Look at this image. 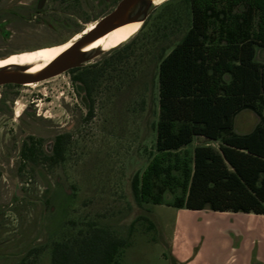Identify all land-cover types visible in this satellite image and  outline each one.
<instances>
[{
	"label": "rangeland",
	"instance_id": "obj_1",
	"mask_svg": "<svg viewBox=\"0 0 264 264\" xmlns=\"http://www.w3.org/2000/svg\"><path fill=\"white\" fill-rule=\"evenodd\" d=\"M121 1L47 0L38 9L39 0H0V59L60 46ZM139 15L144 22L134 36L90 54L77 68L99 72L90 80L91 94L72 70L32 86H0V264H52L55 243L81 238L95 226L127 241L122 264L177 259L172 238L178 216L168 206L182 189L166 190L164 205H155L137 201L131 185L157 154L160 64L192 26L191 0L147 3ZM256 51V61L264 63V47ZM261 123L264 118L244 110L235 132L249 134ZM59 134L69 135L61 163L33 169L20 157L29 148L51 154ZM204 141L195 138L188 152ZM216 214L180 217L194 230L192 249L202 252L201 262L243 264L254 239L253 260L264 264V216Z\"/></svg>",
	"mask_w": 264,
	"mask_h": 264
},
{
	"label": "trees",
	"instance_id": "obj_2",
	"mask_svg": "<svg viewBox=\"0 0 264 264\" xmlns=\"http://www.w3.org/2000/svg\"><path fill=\"white\" fill-rule=\"evenodd\" d=\"M191 9L189 32L160 64L157 154L134 177L133 195L164 205L166 190L181 188L173 207L264 215V123L249 134L235 132L244 110L264 118V63L256 61L257 47H264V0H191ZM72 71L91 94L90 80L99 72ZM195 137L221 145L189 153ZM68 142V134L55 137L52 165L64 160ZM126 246L95 226L81 238L55 243L52 264H122ZM171 264L182 263L173 258Z\"/></svg>",
	"mask_w": 264,
	"mask_h": 264
},
{
	"label": "bare ground",
	"instance_id": "obj_3",
	"mask_svg": "<svg viewBox=\"0 0 264 264\" xmlns=\"http://www.w3.org/2000/svg\"><path fill=\"white\" fill-rule=\"evenodd\" d=\"M166 0H137L128 10L126 15L119 20L120 26L109 34H106L94 41L85 44L80 51L73 57L64 61V64H82L90 54L96 51L112 50L117 44L123 43L125 40L134 36L142 27L143 22L137 21L129 24H124L128 19L139 16L140 9L147 3H153L159 5ZM101 21H97L94 24L87 26L82 33L76 35L73 39L60 46L41 50L38 54H15L7 57L6 59H0V69H8L10 73L19 74L22 78L36 77L42 74L46 69L60 57L65 51L70 49L76 41L83 38L94 31L100 29ZM34 83H27L28 86H32Z\"/></svg>",
	"mask_w": 264,
	"mask_h": 264
},
{
	"label": "water",
	"instance_id": "obj_4",
	"mask_svg": "<svg viewBox=\"0 0 264 264\" xmlns=\"http://www.w3.org/2000/svg\"><path fill=\"white\" fill-rule=\"evenodd\" d=\"M137 0H122L115 11H113L111 14L107 15L106 17L102 18L101 20V28L95 29L91 33L84 35L83 38H81L79 41H76L74 45L65 51L54 63H52L46 71H44L42 74L36 76V77H27L22 78L19 74L16 73H10L8 69H0V86L4 85H22L27 83H34V82H40L49 78H52L54 76H58L62 73H65L71 69H74L76 67H79L81 64H64V61L67 60L70 57L75 56L80 49L87 43L94 41L106 34L111 33L115 29H117L120 26L119 20L122 19L130 7L136 2ZM47 2V0H40L38 4V9H41L44 4ZM144 22V19L139 16L132 17L128 19L124 24H129L132 22ZM101 51H96L95 53H98ZM8 57V56H7ZM6 59V57L4 58Z\"/></svg>",
	"mask_w": 264,
	"mask_h": 264
},
{
	"label": "crops",
	"instance_id": "obj_5",
	"mask_svg": "<svg viewBox=\"0 0 264 264\" xmlns=\"http://www.w3.org/2000/svg\"><path fill=\"white\" fill-rule=\"evenodd\" d=\"M198 138V137H195ZM194 138V139H195ZM204 138V137H202ZM207 141L205 145L203 146H214V143L219 142V141H210L207 138H205ZM194 141V140H193ZM201 142V141H200ZM192 144V143H191ZM201 146V145H197ZM187 148H189V146H187ZM186 148V149H187ZM195 150V149H194ZM192 150V152L194 151ZM168 207H172L175 209L177 216H178V221L176 222V226L174 228V231L177 230V232H175L173 238H172V249H173V253L175 255V257L182 263L184 264H203L201 262L202 260V252H196L192 249V245L194 244V240H193V233H191V231L193 232L194 230H191V228L186 227L184 224H181V220L180 217L183 216V214H191V213H203V212H212V213H217L216 215L219 216H229V217H234L236 216L237 213L234 212H214L208 209L205 210H188L186 208H176L173 206H168ZM250 215L251 217H256V216H264V215H258V214H254V213H245ZM184 231L185 232V237L184 238H180V231ZM252 245L250 244L248 252L246 254L245 260L243 261V264H256L255 260H253V256H252V249L254 248V246L256 247L258 245V242L255 244L254 243V239L251 240ZM257 257L259 259H263V256L261 255V253L259 255H257ZM206 264H212L211 262L206 263Z\"/></svg>",
	"mask_w": 264,
	"mask_h": 264
},
{
	"label": "flooded vegetation",
	"instance_id": "obj_6",
	"mask_svg": "<svg viewBox=\"0 0 264 264\" xmlns=\"http://www.w3.org/2000/svg\"><path fill=\"white\" fill-rule=\"evenodd\" d=\"M38 4H37V7H38ZM92 24H94V23H92ZM83 29L84 28H77L76 31H79V32L82 33V31H84ZM78 34H80V33H78ZM67 42H65V43H67ZM42 48H44V47H42ZM76 68H78V67H76ZM76 68H74V69H76ZM71 70H73V69H71ZM17 116H19V115H17ZM31 150H33L34 153L30 152L29 149H28V153H26V151L24 152V150L21 151L20 152V157H23L24 156L25 158L29 159L30 165H31V167L33 169H41V162H42V166L44 168H46V170H49V166H50L49 156H50V154L46 155L45 153H41V151H37L35 148H31ZM5 234H8V232H6Z\"/></svg>",
	"mask_w": 264,
	"mask_h": 264
}]
</instances>
